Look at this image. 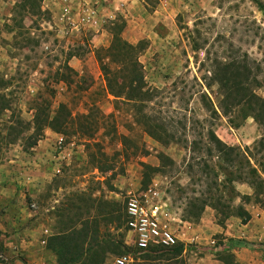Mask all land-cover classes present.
Masks as SVG:
<instances>
[{
  "label": "rangeland",
  "instance_id": "1",
  "mask_svg": "<svg viewBox=\"0 0 264 264\" xmlns=\"http://www.w3.org/2000/svg\"><path fill=\"white\" fill-rule=\"evenodd\" d=\"M256 2L0 0V264H264L258 206H247L246 225L231 218L222 228L209 207L198 223L185 221L190 202L223 181L222 172L198 165L210 160L214 138L264 167V126L246 107L225 115L224 91L211 81L234 63L250 71L251 92L264 98V17ZM119 29L127 43H142L139 64L152 94L146 112L174 138L166 143L137 122L141 105L107 92L97 53ZM70 54L79 76L68 85L57 72ZM42 101L51 111L66 104L74 116H88L83 123L93 137L46 130L31 148ZM132 198L164 208L163 224L184 246L181 258L136 246L128 227ZM233 222L234 237L227 234Z\"/></svg>",
  "mask_w": 264,
  "mask_h": 264
},
{
  "label": "trees",
  "instance_id": "2",
  "mask_svg": "<svg viewBox=\"0 0 264 264\" xmlns=\"http://www.w3.org/2000/svg\"><path fill=\"white\" fill-rule=\"evenodd\" d=\"M35 3L39 0H33ZM256 5L264 17V3L257 0ZM121 29L113 33V41L107 50L97 53V60L100 70L105 78L107 92L118 101L123 103H138L141 105V112L137 117V122L145 132L160 143H166L168 139H174L169 136L167 130L159 125L153 117L146 112L148 103L152 99L151 92L140 69L139 56L143 51L142 43L132 45L124 41L121 36ZM76 56L71 55L62 66L58 82L71 85L75 77L79 74L69 66V61ZM240 66L234 63L224 64L218 73H214L211 81L218 84L224 91L223 105L224 114L228 115L233 112L234 108L246 107L244 110L248 115L253 116L256 121L264 126V98H261L251 92L249 87L250 71L246 67H240L245 72L239 70ZM60 73V74H59ZM244 78H241V77ZM35 114L32 121V135L30 136L31 148L36 147L43 139L46 130L57 131L64 136H74L81 134L83 136L93 137L89 133L90 126L83 122L88 119L85 115H73L72 111L66 104H60L55 111L46 102H39L34 108ZM94 125V122H91ZM171 137V138H170ZM210 160L202 159L201 172H222L223 181L221 184L215 182L214 187L209 185L206 192L201 197L193 199L189 204L185 221L198 223L202 218L207 207L213 209L216 213V221L222 228L231 218L241 220L243 225L248 224L252 216L247 209L249 205H256L264 211V167L261 169L253 166L246 152L238 148L231 147L219 139H213L212 144L207 148ZM167 159V158H163ZM196 161V158H192ZM203 163V164H202ZM193 168L192 166H190ZM217 177V175H215ZM210 177V175L208 176ZM247 185L251 195H245L237 190L236 185ZM239 201L238 204L236 202ZM70 249V248H68ZM119 252V248H115ZM156 248L146 252L149 254L157 253ZM160 252H164L160 248ZM209 250V249H205ZM226 250V249H225ZM148 251V250H147ZM184 252V246L178 244L171 248L167 253L172 257L168 260L179 259ZM160 254V257L163 254ZM149 256V255H147ZM163 260V258H160ZM223 261L229 262L228 258H222ZM76 258H72L70 263H74ZM230 264H237L229 262ZM91 264H102L93 262Z\"/></svg>",
  "mask_w": 264,
  "mask_h": 264
},
{
  "label": "built area",
  "instance_id": "3",
  "mask_svg": "<svg viewBox=\"0 0 264 264\" xmlns=\"http://www.w3.org/2000/svg\"><path fill=\"white\" fill-rule=\"evenodd\" d=\"M163 212L164 208L152 199L143 202L132 198L127 203L128 227L140 250L157 247L171 249L179 244L176 233L163 224ZM112 264H127V259L118 258Z\"/></svg>",
  "mask_w": 264,
  "mask_h": 264
},
{
  "label": "crops",
  "instance_id": "4",
  "mask_svg": "<svg viewBox=\"0 0 264 264\" xmlns=\"http://www.w3.org/2000/svg\"><path fill=\"white\" fill-rule=\"evenodd\" d=\"M255 222V221H254ZM238 224L236 223V222H233V225H231V226H229V228L231 229V230H229V232L227 233V234H230L232 237H234L235 236V228H236V226H237ZM242 227H243V225H241ZM238 227V226H237ZM247 227H251V226H247Z\"/></svg>",
  "mask_w": 264,
  "mask_h": 264
}]
</instances>
